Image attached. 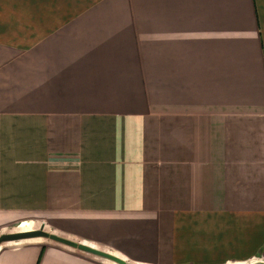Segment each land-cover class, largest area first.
I'll use <instances>...</instances> for the list:
<instances>
[{"label": "crops", "instance_id": "1", "mask_svg": "<svg viewBox=\"0 0 264 264\" xmlns=\"http://www.w3.org/2000/svg\"><path fill=\"white\" fill-rule=\"evenodd\" d=\"M26 212L128 264H264V0H0V215ZM31 239L0 264H117Z\"/></svg>", "mask_w": 264, "mask_h": 264}, {"label": "rangeland", "instance_id": "2", "mask_svg": "<svg viewBox=\"0 0 264 264\" xmlns=\"http://www.w3.org/2000/svg\"><path fill=\"white\" fill-rule=\"evenodd\" d=\"M150 72H151V76L156 78V75H157L156 68L151 69ZM148 88L155 90L154 93L153 92L151 93V96H154L155 99L147 102L151 107H152V104L155 106L158 104L156 107H152L153 109L157 107L162 108L164 106L173 105L174 101L172 102L166 101L165 104L163 102H159L161 100H159V96L157 93V86H155L156 89H154L153 86H148ZM162 101H165V100H162ZM184 101H189V100H184ZM174 103H177V102H174ZM178 103L182 104V102L180 101ZM187 106H189L188 103H187ZM193 106L195 107L194 104ZM23 221H26V222H23ZM52 224L53 223H51L49 216L46 213H41V212H26V213H21L18 216H14V217L0 215V234L8 233V232H15V231L38 229L41 226L44 227V230L51 231L53 230ZM23 225L29 226V228L23 230L21 229ZM30 242H35V241L34 239L29 238V239H23L19 241L5 242V243L0 244V248L3 250L8 247L25 245Z\"/></svg>", "mask_w": 264, "mask_h": 264}, {"label": "water", "instance_id": "3", "mask_svg": "<svg viewBox=\"0 0 264 264\" xmlns=\"http://www.w3.org/2000/svg\"><path fill=\"white\" fill-rule=\"evenodd\" d=\"M38 237H44L49 238L51 240H54L56 242L80 249L82 251H86L89 253H92L94 255L109 259L117 264H128L124 262L122 259L118 258L117 256L100 251L98 249L92 248L91 246L76 243L72 240H69L67 238L51 234L44 230V227L41 226L38 229H31V230H24V231H15V232H8V233H2L0 234V244L4 242H13V241H19L23 239H29V238H38Z\"/></svg>", "mask_w": 264, "mask_h": 264}, {"label": "trees", "instance_id": "4", "mask_svg": "<svg viewBox=\"0 0 264 264\" xmlns=\"http://www.w3.org/2000/svg\"><path fill=\"white\" fill-rule=\"evenodd\" d=\"M29 228V226H26V225H23V227H21V229H28ZM34 240H37V239H34Z\"/></svg>", "mask_w": 264, "mask_h": 264}]
</instances>
